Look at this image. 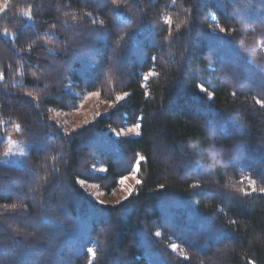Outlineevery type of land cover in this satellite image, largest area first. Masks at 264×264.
Here are the masks:
<instances>
[{
	"label": "trees",
	"instance_id": "trees-1",
	"mask_svg": "<svg viewBox=\"0 0 264 264\" xmlns=\"http://www.w3.org/2000/svg\"><path fill=\"white\" fill-rule=\"evenodd\" d=\"M85 94L111 110L64 130ZM137 164L117 205L81 185ZM261 189L264 0H6L0 264H264Z\"/></svg>",
	"mask_w": 264,
	"mask_h": 264
},
{
	"label": "rangeland",
	"instance_id": "rangeland-1",
	"mask_svg": "<svg viewBox=\"0 0 264 264\" xmlns=\"http://www.w3.org/2000/svg\"><path fill=\"white\" fill-rule=\"evenodd\" d=\"M6 0H0V13L5 9ZM112 108V105L100 101L97 94H85L80 99L78 106L73 111H56L55 120L60 124L64 130L71 131L76 127H81L88 124L94 118L101 114L108 113ZM140 134L139 126H132L126 129L115 131V135L118 137H138ZM27 143L20 140H12L7 154L2 163L6 165L16 166L18 165L16 151L19 149H25ZM97 171L104 172V168H98ZM138 164L135 166L134 171L120 179L118 186L111 192H103L98 189L97 186L80 181L81 185L87 190L98 202L103 204L117 205L128 198L135 190L136 185L139 183L138 178ZM123 180V183L121 182ZM176 248V246H172Z\"/></svg>",
	"mask_w": 264,
	"mask_h": 264
},
{
	"label": "snow or ice",
	"instance_id": "snow-or-ice-1",
	"mask_svg": "<svg viewBox=\"0 0 264 264\" xmlns=\"http://www.w3.org/2000/svg\"><path fill=\"white\" fill-rule=\"evenodd\" d=\"M5 6H6V5H5ZM221 31H223V29H221ZM145 79H147V76H145ZM140 159L142 160V159H144V158H143V157H141ZM121 182L123 183V180H122ZM261 191H264V189H261ZM88 251H89V252H92V250H91V249H89ZM93 255H94V253H93Z\"/></svg>",
	"mask_w": 264,
	"mask_h": 264
}]
</instances>
